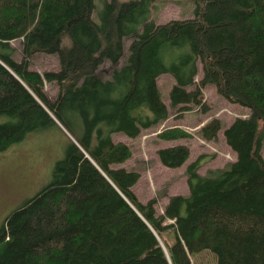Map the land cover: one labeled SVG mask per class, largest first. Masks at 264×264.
<instances>
[{
  "label": "trees",
  "instance_id": "1",
  "mask_svg": "<svg viewBox=\"0 0 264 264\" xmlns=\"http://www.w3.org/2000/svg\"><path fill=\"white\" fill-rule=\"evenodd\" d=\"M95 1L0 0V115L13 119L0 124V151L51 127L68 140L50 183L4 218L0 264H195L202 253L215 264H264V0H192V18L160 24L153 0H97V21ZM37 53L56 55L58 68L32 70ZM162 74L174 81L175 119L193 107L209 111L208 84L249 113L223 131L235 161L200 175L207 155H199L185 168L188 194L170 196L157 215L156 200L141 202L131 189L139 173L115 167L131 149L113 135L133 139L167 120ZM221 127L211 118L199 134L213 141ZM192 136L178 126L157 133L162 141ZM156 154L178 168L189 147Z\"/></svg>",
  "mask_w": 264,
  "mask_h": 264
},
{
  "label": "rangeland",
  "instance_id": "2",
  "mask_svg": "<svg viewBox=\"0 0 264 264\" xmlns=\"http://www.w3.org/2000/svg\"><path fill=\"white\" fill-rule=\"evenodd\" d=\"M152 4L151 20L155 24L175 19L192 18L194 15L192 0H153ZM100 8L101 3L96 0L95 10L92 14L95 21L98 20L96 14ZM21 42V39L10 42L15 50L14 58L16 60L22 56ZM127 45L128 41L126 40L124 43L125 53L120 64L126 57ZM30 68L40 73L46 70H55L58 68L57 57L56 55L43 53L34 54L30 60ZM108 69L109 65L104 64L102 67L103 76L107 75ZM200 78L201 65L198 63L195 82H198ZM156 81L162 100L168 107L169 120L175 121L170 125L165 124V122L161 125L165 127L180 125L193 135L191 138L183 139V142L188 144L191 161L186 162L181 168L170 170L157 160L156 151L159 147L164 146L162 141L157 138L158 131L164 127L161 125L143 130L133 139L125 137L123 138L125 142L121 140L122 134H114L113 140L115 142L122 141L129 145L131 149V157L123 164L115 167L121 166L139 173L140 177L134 186L133 192L138 200L144 203L154 198L156 200L155 211L158 215L163 212L170 194L177 195L186 191V183L183 178L185 168L200 153L207 155L205 162L198 170L205 175L224 168L233 160L236 154L226 144L222 131L236 117H246L249 111L245 107L228 102L217 93L214 85L208 84L203 88V99L209 111L202 113L198 107H193L184 112L181 119H175L176 109L169 106L168 99V92L174 83L173 78L169 74H162ZM44 90L49 98L56 97V87L45 84ZM211 118L219 119L222 124V131L217 133L216 140L205 141L201 138L199 130ZM12 121L13 119L0 115V124ZM169 144L171 142L167 141V145ZM67 145L68 140L65 135L57 127H51L40 132L29 133L21 141L0 151V226L6 216L50 183L53 166L64 156ZM261 154L264 158V145ZM168 223H171V221L165 219L164 224ZM171 241L172 237L169 239V243ZM195 264H215V262L211 255L202 253L196 259Z\"/></svg>",
  "mask_w": 264,
  "mask_h": 264
},
{
  "label": "crops",
  "instance_id": "3",
  "mask_svg": "<svg viewBox=\"0 0 264 264\" xmlns=\"http://www.w3.org/2000/svg\"><path fill=\"white\" fill-rule=\"evenodd\" d=\"M165 105H166V104H165ZM166 106H167V105H166ZM164 122H165V124L170 125V123H174L175 121L173 122L172 120H169V117H168L167 120H165ZM161 126H164V125H161ZM173 126H174V125H173ZM175 126H179V127H180V125H175ZM164 127H165V126H164ZM164 127H163V128H164ZM220 131H222V127H221ZM220 131H219V132H220ZM223 131H224V130H223ZM223 131H222V134H223ZM219 132H218V133H219ZM117 135H120V134H117ZM218 135H219V134H218ZM121 136H123V137H122V139H121V137H120V139H121L122 141L125 142V139H123V138H125L126 136H124V135H121ZM126 138H127V137H126ZM196 138H197V137H196ZM223 138H224V135H223ZM129 139H131V138H129ZM161 141H162V140H161ZM169 142H171V144L167 145V141H162V143L164 144V146L159 147L158 149H160V148H165V147H171V146H174V145H177V144H184V145H187V146H188V144H186L185 142H183V139L173 140V141H169ZM158 149H157V150H158ZM200 154H201V153H200ZM200 154H199V155H200ZM157 157H158V156H157ZM190 157H191V156L188 157V159L185 161V163L188 162V161H191V160H190ZM235 158H236V156L234 155L233 160H232L231 162L235 161ZM157 160L159 161L158 158H157ZM231 162H230V163H231ZM185 163H184V164H185ZM184 164H183V165H184ZM183 165H181L180 168H181ZM118 167H119V166H118ZM120 167H121V166H120ZM125 169H126V168H125ZM167 169L173 170V169H177V168H172V169H171V168H167ZM198 173H199L200 175H205V174L201 173L200 171H198ZM183 178H184V182L186 183V176H184ZM137 181H138V180H137ZM135 184H136V183H135ZM135 184H134L133 187L131 188L132 191H133V189H134ZM185 188H186V191H185L184 193H181V195H187V194H188V188H187L186 184H185ZM173 195H176V194H174V193L170 194V196H173ZM170 196H169V197H170ZM169 197H168V198H169ZM168 198H167V201H166L165 205H166L167 202H168ZM165 205H164V206H165Z\"/></svg>",
  "mask_w": 264,
  "mask_h": 264
},
{
  "label": "water",
  "instance_id": "4",
  "mask_svg": "<svg viewBox=\"0 0 264 264\" xmlns=\"http://www.w3.org/2000/svg\"><path fill=\"white\" fill-rule=\"evenodd\" d=\"M161 243V242H160ZM162 247L164 248V246L162 245ZM164 250H165V248H164Z\"/></svg>",
  "mask_w": 264,
  "mask_h": 264
},
{
  "label": "bare ground",
  "instance_id": "5",
  "mask_svg": "<svg viewBox=\"0 0 264 264\" xmlns=\"http://www.w3.org/2000/svg\"><path fill=\"white\" fill-rule=\"evenodd\" d=\"M92 109V108H91ZM153 231V230H152ZM154 233V232H153Z\"/></svg>",
  "mask_w": 264,
  "mask_h": 264
}]
</instances>
